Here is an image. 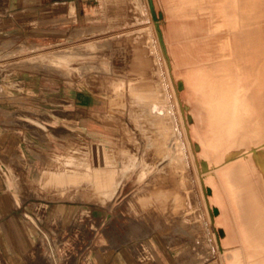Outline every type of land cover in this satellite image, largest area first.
I'll return each mask as SVG.
<instances>
[{
    "label": "rangeland",
    "instance_id": "1",
    "mask_svg": "<svg viewBox=\"0 0 264 264\" xmlns=\"http://www.w3.org/2000/svg\"><path fill=\"white\" fill-rule=\"evenodd\" d=\"M152 2L161 30H175L174 41L181 48L197 45L204 64L216 61L221 44L230 42L238 32L223 27L210 30L221 17L209 1L194 10L173 8L175 0ZM16 5H29L41 12L54 9L60 17L55 33L34 31L33 38L25 39L23 50L11 55L23 62L25 76L33 73L36 85L44 83L42 76L48 75L56 104L51 105L72 111L66 131L60 126L63 120L57 117L54 128L39 129L40 140L48 143H37L47 146L53 159L62 157L49 165L55 169L42 178L61 190L49 198L70 203L57 211L50 224L43 214L37 216L45 225L28 216L39 234L41 249L40 256L33 259H39L40 264H98L96 260H108L117 253L114 259L118 262L113 264H233L234 254L242 252L244 246L233 237L227 244V260L222 259L207 218L209 209L196 196L193 163L190 157L172 156L175 149L188 155L183 146L186 139L179 106L169 94L175 90L174 81L167 76L171 66L147 1L0 0V14L5 13V7ZM178 91L183 119L207 134L197 100L188 95L187 86ZM63 98L71 101L63 106ZM29 100L39 108L48 103L40 95ZM152 105L159 111H151ZM196 138L194 147L202 166L207 157L201 155L203 143ZM241 153L227 166L244 160L257 165L264 158V146ZM170 164L173 166L168 171L165 168ZM208 168L207 177L216 181L224 201L215 219H227V239L232 230L238 237L239 211L224 190L221 192L224 167L211 163ZM101 169L110 173L106 187L95 181ZM81 174L88 179L81 180ZM56 179L62 181L55 183ZM35 195L48 198L44 193ZM145 195L147 203L142 199ZM182 223L190 229H183Z\"/></svg>",
    "mask_w": 264,
    "mask_h": 264
},
{
    "label": "bare ground",
    "instance_id": "2",
    "mask_svg": "<svg viewBox=\"0 0 264 264\" xmlns=\"http://www.w3.org/2000/svg\"><path fill=\"white\" fill-rule=\"evenodd\" d=\"M146 1L151 13L149 2ZM172 1L170 0L171 3ZM204 1H209L213 12L221 17V21L210 28L211 31L222 27L238 29L230 42L221 44L216 53V57L220 56L211 64L203 63L201 49L197 45L179 47L174 41L176 31L167 28L164 33L154 20L158 39L165 45L163 52L166 58L168 56L171 66L167 76L171 82L174 81L172 85L175 90H170L169 94L179 106L178 114L183 121L181 126L186 139L183 146L189 155L185 152L184 156L175 149L172 150V156L177 157L180 154L182 159L190 157L193 163L195 186L198 188L196 196L209 209L207 218L222 259L227 260V244L232 243L234 237L239 239L244 250L234 254L233 264H264V158L257 165L255 161L244 160L237 165L227 166L228 162L238 159L242 151H255L258 146H264V0H175L173 8L194 10L201 8ZM253 24L256 25L255 30L251 28ZM168 84L170 85L169 80ZM182 86H187L188 95L197 100L200 113L204 114L207 134L190 127L187 120L183 119L180 111L182 101L178 91ZM151 111H159L158 106L152 105ZM194 136L200 138L203 143L201 155L207 157L202 166L194 147ZM211 163L224 167L220 177L221 192L224 190V194L228 195L237 212L239 211L238 237L232 230L230 238L227 239V219H215V213L224 201L220 197V188L216 181L207 177L208 165ZM172 166L170 164L165 169L169 171ZM109 174L108 170L101 169L95 181L106 187ZM81 176V180L88 179L83 178V174ZM54 181L59 183L62 179ZM145 196L142 199L147 203L148 196ZM165 196L167 197V192ZM153 201L154 198L152 204ZM182 228L190 229L186 223H182Z\"/></svg>",
    "mask_w": 264,
    "mask_h": 264
},
{
    "label": "crops",
    "instance_id": "3",
    "mask_svg": "<svg viewBox=\"0 0 264 264\" xmlns=\"http://www.w3.org/2000/svg\"><path fill=\"white\" fill-rule=\"evenodd\" d=\"M5 9V13L0 14V110L3 109L0 111V264H40L37 262L39 259H33L40 256L41 249L38 246L39 234L35 232L30 217L45 225V220L37 216L38 213L43 214L50 224L57 211L68 208L70 202L49 198L60 188L44 183L42 178L55 169L49 165L55 160L61 161L62 157L53 159L47 146L41 147L37 143L41 139L39 129L54 128L52 124L57 117L63 120L60 126L66 131V126H69L66 121H69L72 111L51 105L55 99L51 96L54 85L48 84V75L42 76L44 83L37 86L33 73L25 76L20 58L9 56L22 51L25 39L33 38L34 31L55 33L58 29L55 23L60 17L54 14V9L41 12L29 5ZM45 22L47 25L41 26ZM34 78L39 79L38 76ZM37 95L43 96L48 103L41 108L38 104H30L29 99ZM62 101L65 106L71 98H63ZM40 142L48 143L46 140ZM36 193H44L48 198L36 196ZM117 255L112 253L108 260L98 259L96 262L117 263L118 259H114Z\"/></svg>",
    "mask_w": 264,
    "mask_h": 264
},
{
    "label": "water",
    "instance_id": "4",
    "mask_svg": "<svg viewBox=\"0 0 264 264\" xmlns=\"http://www.w3.org/2000/svg\"><path fill=\"white\" fill-rule=\"evenodd\" d=\"M148 2H149L150 9H151V13H152L153 18H154V20H155V17H154V7H153V2H152V0H148ZM261 162H262V161H261ZM261 162H258V164L261 163Z\"/></svg>",
    "mask_w": 264,
    "mask_h": 264
},
{
    "label": "built area",
    "instance_id": "5",
    "mask_svg": "<svg viewBox=\"0 0 264 264\" xmlns=\"http://www.w3.org/2000/svg\"><path fill=\"white\" fill-rule=\"evenodd\" d=\"M18 53V52H17ZM16 55V53L14 54V56ZM13 55H10L9 57H12Z\"/></svg>",
    "mask_w": 264,
    "mask_h": 264
}]
</instances>
